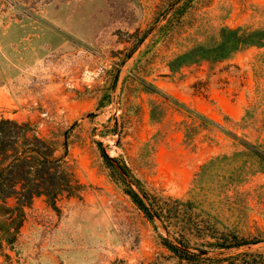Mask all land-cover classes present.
Wrapping results in <instances>:
<instances>
[{
    "label": "rangeland",
    "instance_id": "374dc122",
    "mask_svg": "<svg viewBox=\"0 0 264 264\" xmlns=\"http://www.w3.org/2000/svg\"><path fill=\"white\" fill-rule=\"evenodd\" d=\"M224 29L256 42L213 60ZM2 120L72 194L0 223V264H264V0H0Z\"/></svg>",
    "mask_w": 264,
    "mask_h": 264
},
{
    "label": "trees",
    "instance_id": "16d2710c",
    "mask_svg": "<svg viewBox=\"0 0 264 264\" xmlns=\"http://www.w3.org/2000/svg\"><path fill=\"white\" fill-rule=\"evenodd\" d=\"M220 40L218 47H221L219 49L221 53H217L213 60L228 57L230 54L256 42L249 35L231 29L222 30ZM216 48L214 47L211 52ZM10 126L18 127L20 129L19 135L11 136V132L6 129ZM27 132V124L18 126L11 121H0V223L5 226L2 233L6 236L12 235V231L14 232L19 228L23 216L22 207L28 206L33 198L43 195L49 202H54L64 191L72 194L69 191L70 180L66 178L61 166L56 165L57 160L51 159L52 154L42 151V141L35 137L32 138L33 140H28ZM13 137L24 141L27 150L18 151L14 147L9 150L7 140ZM257 156L264 160V153H259ZM21 182L22 186L18 190L17 184ZM126 194L149 220L161 217L163 209L155 208L152 204L147 205L144 201V199H148L145 192L142 191V196L133 191H127ZM8 199L15 200L14 207H6ZM4 240L10 242L7 238ZM239 245L236 244L235 246ZM220 246V248H229L233 245L221 244ZM185 259L194 262L187 257Z\"/></svg>",
    "mask_w": 264,
    "mask_h": 264
}]
</instances>
